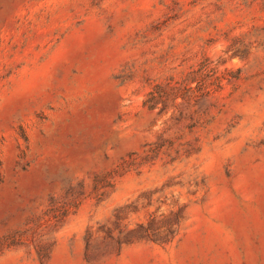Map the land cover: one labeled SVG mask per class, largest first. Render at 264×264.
Listing matches in <instances>:
<instances>
[{"label":"rangeland","instance_id":"obj_1","mask_svg":"<svg viewBox=\"0 0 264 264\" xmlns=\"http://www.w3.org/2000/svg\"><path fill=\"white\" fill-rule=\"evenodd\" d=\"M0 264H264V0H0Z\"/></svg>","mask_w":264,"mask_h":264},{"label":"trees","instance_id":"obj_2","mask_svg":"<svg viewBox=\"0 0 264 264\" xmlns=\"http://www.w3.org/2000/svg\"><path fill=\"white\" fill-rule=\"evenodd\" d=\"M153 107L149 106L148 109H152ZM168 219V218H166ZM181 221V218L176 215V226H179V222ZM157 222V219L154 217V216H150L147 223H146V226H143L142 227H139V229H142L143 232H144V235H142L143 237L147 238L149 241L153 242V243H159V244H162V245H167L169 243H171L175 237L177 236V231H178V228L176 229V231H169V228L171 227V222L167 221L166 222V226L163 227L165 232H162V231H156L154 230L151 231V226H153L155 223ZM146 227V228H144ZM160 232V233H159ZM152 234H155L154 237H152L153 235Z\"/></svg>","mask_w":264,"mask_h":264}]
</instances>
